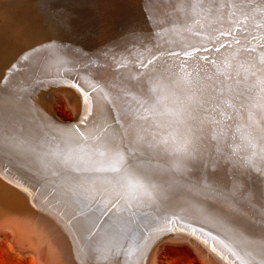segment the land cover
<instances>
[{
	"label": "bare ground",
	"instance_id": "bare-ground-1",
	"mask_svg": "<svg viewBox=\"0 0 264 264\" xmlns=\"http://www.w3.org/2000/svg\"><path fill=\"white\" fill-rule=\"evenodd\" d=\"M44 4L42 6L46 7L47 5ZM4 11L1 17H3L4 29L9 30L10 36L7 33L6 36L4 34L0 36V119L12 115L10 119L17 118L18 122V118L22 120V117L26 116L29 121L35 122L31 123L33 126L41 124L45 126L44 129L47 128L46 133L43 132L42 135L32 132L33 134L28 137V133H23L24 135L22 134L18 140L20 142L17 143H26L25 139L29 138L34 147L50 145L48 151L51 152L56 145V148L60 145V141L57 140L55 143L53 141L55 139L52 138L54 136H51L50 131L53 127L51 129L49 126L53 124L49 125L51 117L46 113L48 111L44 109L45 107L37 108L39 114L36 116L35 113L38 112L35 110L36 106L29 105L27 109L28 107L21 105L17 101L18 98L16 99L17 93L25 91L24 88L35 86H31L33 84L30 82L35 75L33 70L51 77L61 76L62 79H72L77 81L78 88L88 100V113L92 115L93 121L85 136L65 133L71 136L66 140L68 142L63 144L66 146L64 149L67 148L68 151L66 154L63 151L66 155L65 159L63 157L65 160L63 167L59 168L57 165L58 176L63 179L59 181L58 178H54V181L61 182L59 192L62 190L70 194L72 187H82L85 182L79 181L77 179L79 176L110 175L107 172L97 173L96 170L118 162L121 154L123 155L121 167L131 164L132 171L146 185V190H138L132 194L135 198L122 194L116 188L109 189L101 198L100 206L106 210L108 218L110 216L117 225L120 223L119 227L125 232L132 234V242L126 248H117L115 253L103 250L93 257L87 245L82 249L78 245L84 240L78 237L79 232L75 230V225L80 224L81 218L77 216L79 220L74 227L72 225L74 229L70 228L71 226L65 227L69 230L68 241L71 238L73 246L76 244L78 247L76 249L72 246L75 257L70 259L73 262L159 264L158 248L155 249L150 260L148 254L164 226L162 218L172 215V223L168 225L167 234L172 233L175 236L184 230L190 232L194 240H201L220 259H228L223 255L224 250L218 246L216 242L218 239L235 252L232 256L228 254L235 263L228 261V264H244L247 258L255 260L258 264H264V49H257L250 58H242L239 51L241 47L247 46L240 36L242 31L258 36L260 43H264V0H67L65 8L46 11L47 19L50 18V26L53 25L57 36L60 37L58 43L55 42V46H50L54 43V39L50 44L43 40L42 34L45 28H42L40 20L31 16L30 9ZM45 25L47 27V23ZM229 31L231 34L221 35L222 32ZM237 38L241 39L240 45L235 43ZM252 47L255 48L256 45L253 44ZM196 49L199 51H195ZM216 49H219V52ZM174 53L179 55H173ZM184 53H193L209 59L224 54L227 58L217 65L215 71H210L207 77L192 78L186 85L177 74ZM184 67L190 70L189 64H185ZM145 80L151 83L163 80L172 92L181 95L196 92L199 95V102L192 106L185 116L186 134L193 140L199 134V144L194 159L177 160L173 153L165 150L164 145L158 142L166 134V130L156 124L148 125L146 121L140 119L134 106L142 97L137 92L136 86L142 87V82ZM26 93L24 92L25 95ZM157 95L159 93L154 94L155 98L150 105L156 103ZM30 99L28 101H32ZM33 102L31 104L35 105ZM33 109L36 111L34 112L36 117L30 113ZM90 120L92 119L88 121ZM151 120L152 117L148 116L147 121ZM43 122L45 124H42ZM61 133L63 136L64 132ZM134 134L138 137V147L133 149V157H129L127 146L131 144ZM21 145L27 147L25 144ZM31 150L33 151L32 148ZM3 152L0 155V163H2L0 168L6 177L11 179L9 180L13 186L25 193L21 196L30 197L31 192L35 191V185L43 181V171L40 173L38 168L30 164L27 165L13 157V159L5 157L2 155ZM62 162L61 160V164ZM0 173L2 175L3 172ZM41 184L43 185V182ZM52 185L53 183L51 188ZM43 187L46 189L45 186ZM47 204L45 202V206ZM38 206H41V203L39 205L38 202ZM48 207L50 208V204L46 209ZM126 207L131 211H126ZM57 208L55 211L61 207ZM48 212L51 214L50 217L52 215L54 217L53 211ZM55 213L59 221V214ZM63 215L61 214V217ZM61 217L59 222L66 224L68 218L65 222L64 216L63 220ZM98 218L101 220L100 217ZM200 221H203V225L212 235L194 227V223L198 224ZM22 224L24 225V222ZM14 230L15 236L27 233L28 230H32L33 235L35 233V229L28 224L17 225ZM5 231L2 234L11 241L18 237ZM57 235L59 236V233ZM213 235L218 238L215 239ZM24 239L30 240L23 238V241ZM212 240H215L213 244ZM23 244L25 246V243ZM38 248L36 250L32 248L33 259L37 264H71L58 247L57 249ZM85 250L90 257L86 256ZM202 261L206 264L203 258Z\"/></svg>",
	"mask_w": 264,
	"mask_h": 264
},
{
	"label": "rangeland",
	"instance_id": "rangeland-1",
	"mask_svg": "<svg viewBox=\"0 0 264 264\" xmlns=\"http://www.w3.org/2000/svg\"><path fill=\"white\" fill-rule=\"evenodd\" d=\"M49 0H45V1H43V0H41L40 2H39V0H0V36H2L3 34L5 35L6 33H7V35H9V30H7V29H4V24H3V17H1V15L5 12L4 10H6V9H23V8H26V9H30V11H31V16H33V18L34 19H36V20H40V23H41V25H43L42 26V28H45V32H43V34H42V38H43V40L44 41H46L48 44H50V43H52V40H53V44H50V46H55L56 44H55V42L56 43H58V41H59V39H60V37L59 36H57V34H56V29L53 27V25H51L50 26V22H49V20H50V18L49 19H47V13L48 12H50L49 11V9H56V10H58L59 8L60 9H63V8H65L66 7V5H67V0H50V2H48ZM66 1V2H65ZM42 2V3H41ZM63 2V3H62ZM38 3L40 4L39 6H38ZM43 3H45L44 5H47L46 7L44 6H42L43 5ZM36 4H37V6H36ZM40 7V8H39ZM39 8V9H38ZM41 8H43V9H41ZM45 8V9H44ZM41 9V11H39ZM4 11V12H3ZM46 11H48L47 13H46ZM40 12H42V13H40ZM41 16V17H40ZM45 23H47V27H45L46 25H45ZM49 25V26H48ZM57 25V24H56ZM56 25H55V27H56ZM3 30V31H2ZM3 32V33H2ZM6 36V35H5ZM10 36V35H9ZM1 38V37H0ZM9 43H11V42H9ZM12 44V43H11ZM33 74H35L34 75V77L31 79V83L33 84V85H31V86H34V87H30L29 85V87H26V88H24L25 89V91L23 90V91H21L20 93L22 94V95H20V93H17V95H16V99H17V101L21 104V105H24L27 109H29V105H31L32 107H34V106H36V108H35V110L36 111H38L39 109H37V108H44L45 110H47L48 112H46V113H49L50 114V117H51V120L49 119V125H51V124H53V125H51V126H49L51 129H52V127H53V131L51 130L50 132H51V136L53 135L54 137H52L53 139H55V140H53V141H55V143H56V141L58 140V141H60V145H59V147H57L56 148V146H55V149H53L54 151H48V149H50L49 147H51L50 145L48 146V145H46V144H44V146H41L42 147V149H41V147H39L38 148V146H32L31 144H32V141L29 139V138H27L28 139V143H27V139H25V142L26 143H17V142H20V141H18L19 139H20V136L24 133H28V137H30V134H33L32 132H36V133H38V134H44V133H46L45 131L47 130V128H43V127H45V126H42L41 124H35V126H33L32 124L33 123H35V122H33V121H29V119H27L26 118V116L25 117H22V120H20L19 118H18V122H17V118H15V117H13V118H15V120L13 119V120H11L10 118H12L11 116L12 115H10L9 117L8 116H6V118L5 119H7V121L5 120V119H0V134H1V140H0V155H1V153L3 152V154L2 155H4L5 157H9L10 159H18V160H21V161H23L25 164H30L31 166H34V168H38V171H40V173H42L41 171H43V175H45V177H43V175H42V182H43V185L40 183L39 185H35V187H34V189H35V191H32L31 193H32V197L30 196V197H27V196H21V195H23V194H25V193H22L23 191L21 190V189H18V188H16V187H14L13 185H12V183L10 182V178L9 177H6V175L4 174V171L0 168V172H3L2 173V175H0V202H2V203H0V216H2V218H0V264H37L36 263V261L33 259V253H34V250H36V248H42L45 244L47 245V242H48V240H52L53 242H55V238H57V247H58V249L60 250V251H62V253L64 254V257L71 263V264H77V261L76 262H73V260L72 259H70V258H74L75 257V255L73 254V247L75 246V248L77 249L78 247L76 246V244H74V246L73 245H69V244H67L68 243V236L69 235H67V234H65L64 233V231H63V229H65V227L66 226H68V227H70V228H73L74 227V225L76 224V223H78L77 221L79 220L78 219V217L77 216H79V218H81L80 220L82 221H79V225L78 224H76L75 226V230H77V232H79V233H77V235H78V237L81 239L83 236H81V235H83L82 234V232L81 231H79V229H80V225L83 223V218L81 217V215H80V212H81V206H78V205H76V204H73V203H70V200H69V193H65V192H63L62 190H60V192H59V189H60V186H61V182H59L60 180H61V176H60V178H59V176H58V170H59V168H62L63 167V165H64V159H65V157H66V152L68 151V150H66V149H64L66 146H64L65 145V142L67 143L68 141H66L68 138H70L71 136H69V135H67V134H70L71 133V135H82V136H85L86 135V132H87V130L89 129V126H91V124H92V121H93V118H92V115L90 116V114L88 113V100L86 99V97L84 96V94H82V92L80 91V88H78L79 86H77V81H74V80H72V79H62L61 78V76L60 77H51V76H48V74H44V73H41V72H39V71H37V70H33ZM42 74V75H41ZM44 74V75H43ZM38 77V78H37ZM47 79H46V78ZM44 78V79H43ZM43 80V82H42V80ZM51 79V80H50ZM59 79V80H58ZM37 80V81H36ZM56 80H58V82L56 81ZM60 80H62V81H60ZM65 80H67L66 82H65ZM33 81V82H32ZM39 81V82H38ZM46 81V82H45ZM51 81H52V83H51ZM60 81V82H59ZM74 82V84H73V82ZM50 82V83H49ZM55 82H57V83H55ZM63 84H62V83ZM68 82V83H67ZM71 82V83H70ZM38 83V84H37ZM61 83V84H60ZM65 83V84H64ZM67 83V84H66ZM42 84V85H41ZM59 84V85H58ZM76 84V87L74 86ZM41 85V86H40ZM72 85V86H71ZM40 86V87H39ZM46 86V87H45ZM57 86V87H56ZM35 87H37V88H35ZM73 87V88H72ZM32 90H31V89ZM37 89V90H34V89ZM44 88V89H43ZM41 89V90H40ZM43 89V90H42ZM27 90V91H26ZM45 90V91H44ZM35 91L37 92V93H35ZM44 91V92H43ZM23 92V93H22ZM24 92L26 93V95L24 94ZM42 92V93H41ZM54 92V93H53ZM79 92V93H78ZM35 93V94H34ZM33 94V95H32ZM45 94V95H44ZM79 94V95H78ZM20 97H19V96ZM27 95H29V96H27ZM31 95V96H30ZM53 95V96H52ZM32 96H33V98H32ZM39 96H41V97H39ZM53 98H52V97ZM77 96V97H76ZM26 97V98H25ZM44 99H43V98ZM84 97V98H83ZM29 98H31L30 100H32V101H28L29 100ZM51 99V100H50ZM19 100H21V101H19ZM23 100V101H22ZM43 100V101H42ZM45 100V101H44ZM87 100V101H86ZM35 102V105H32L31 104V102ZM47 101H50V102H47ZM23 102V103H22ZM34 102H33V104H34ZM37 102V103H36ZM42 102V103H41ZM50 104V105H49ZM39 106V107H38ZM79 107V108H78ZM76 108V109H75ZM34 109L32 110V111H30V113L34 116V117H36L38 114H39V111L38 112H36ZM51 110H52V112H51ZM33 112V113H32ZM34 112H36L35 114H36V116H35V114H34ZM51 112V113H50ZM85 114H84V113ZM7 113V112H6ZM87 113V114H86ZM55 115V116H54ZM88 115H89V117H88ZM4 115H3V117H5ZM40 116V115H39ZM52 116H54V117H52ZM88 118H86V117ZM8 117V118H7ZM57 117V118H56ZM25 118V119H24ZM10 119V120H9ZM56 119H59V120H57L56 121ZM83 119V120H82ZM85 119H87V120H85ZM89 119H92V120H90V121H88ZM5 120V121H4ZM24 120V121H23ZM26 120V121H25ZM52 120L54 121V122H52ZM13 121V122H12ZM17 123H16V122ZM43 121H45V119H43ZM61 121V122H60ZM72 123V124H70V122ZM81 122V123H79V122ZM12 124H11V123ZM25 122H27V124L25 123ZM28 122H29V125H31V126H33V128H34V130H33V128H31L29 125H28ZM33 122V123H32ZM66 122V123H65ZM88 122V123H87ZM90 122V123H89ZM14 123H16V124H14ZM32 123V124H31ZM51 123V124H50ZM60 123V124H59ZM65 123V124H64ZM76 123V124H75ZM84 123H86V124H84ZM2 124H4V125H2ZM8 124V125H7ZM18 124V125H17ZM42 124H45V122H43ZM48 124V123H47ZM67 124H68V126H67ZM6 125V126H5ZM21 127H20V126ZM23 125V126H22ZM62 125V126H61ZM64 125H66V126H64ZM15 126V127H14ZM19 126V127H18ZM26 126V127H25ZM40 126V127H39ZM57 126V127H56ZM71 126V127H70ZM74 126V127H73ZM1 127H2V129H1ZM4 127H6L5 129H4ZM11 127V128H10ZM19 128V129H17V128ZM29 129H28V128ZM39 127V128H38ZM61 127H63V128H61ZM66 127V128H65ZM69 127V128H68ZM76 127V128H75ZM82 127H83V129H82ZM14 128V129H13ZM39 130V132L36 130ZM42 128L44 129V130H42ZM57 128H58V130H57ZM68 128V129H67ZM71 128V129H70ZM85 128V129H84ZM11 129H12V132H11ZM23 129H25V130H23ZM28 129V131H26ZM30 129L32 130V131H30ZM63 129V130H62ZM1 130H3V131H1ZM20 130V131H19ZM40 130H42V131H40ZM75 130V131H74ZM8 131H10V132H8ZM14 131V132H13ZM18 131V132H17ZM49 131V130H48ZM59 131V132H58ZM5 132V133H4ZM19 132H22L21 134H19ZM29 132H31V133H29ZM42 132V133H41ZM44 132V133H43ZM54 132H56V133H53ZM58 132V133H57ZM61 132H64V135L62 136V134L63 133H61ZM70 132V133H69ZM74 134H73V133ZM4 133V134H3ZM12 133H15V134H12ZM65 133H67L66 135H65ZM12 134V135H11ZM16 134H19V135H16ZM23 134V135H24ZM58 134H60V135H58ZM60 136H61V138H60ZM81 136V137H82ZM4 137H5V139H4ZM7 137H8V139H7ZM64 137V138H63ZM15 139V140H14ZM59 139H62V140H59ZM65 139V140H64ZM2 140H4V142H2ZM17 140V141H16ZM29 140H30V144H29ZM8 141V142H7ZM62 141V142H61ZM10 145H9V144ZM15 143V144H14ZM6 144V145H5ZM16 144H18V146L16 145ZM21 144H25L27 147H29L30 149H27V147H25L24 145H21ZM64 144V145H63ZM3 145H5V146H3ZM12 145H14L15 147H13ZM29 145V146H28ZM3 146V147H2ZM8 146V147H7ZM10 146V147H9ZM20 146H24V147H20ZM17 147V148H16ZM45 149H44V148ZM63 147V149H61ZM22 148H24L23 150H22ZM26 148V149H25ZM31 148L33 149V151L31 150ZM37 148V149H36ZM17 149V150H16ZM20 149V151H18ZM36 149V150H35ZM57 149V150H56ZM26 150V151H25ZM28 150V151H27ZM41 150V151H40ZM44 150V151H43ZM45 150H47V151H45ZM66 150V151H65ZM12 151H14V152H12ZM38 151V152H37ZM43 151V152H42ZM65 152V154H64V152ZM24 152V153H23ZM32 152V153H31ZM33 152H35L34 154H33ZM38 154H37V153ZM48 152V153H47ZM53 152H56V153H53ZM62 152H63V154H62ZM9 153V154H8ZM16 153H17V155H16ZM19 153V154H18ZM29 154V155H28ZM33 156H32V155ZM44 154V155H43ZM47 154V155H46ZM51 154V155H50ZM52 154H54V155H52ZM21 155V156H20ZM27 155V156H26ZM36 157H35V156ZM39 155V156H38ZM49 155V156H48ZM64 155V156H63ZM45 156H48V157H45ZM59 156H60V158H59ZM13 157V158H12ZM18 157V158H17ZM28 158V160H26L27 158ZM34 157V158H33ZM52 157V158H51ZM63 157H64V159H63ZM23 158H25L24 160H22ZM36 158V159H35ZM44 160H43V159ZM46 158V159H45ZM34 161H33V160ZM55 159H57V160H55ZM38 160H40V161H38ZM48 160V161H47ZM61 160L63 161L62 162V164H61ZM44 161L46 162V163H44ZM60 161V162H59ZM22 162V163H23ZM26 162H29V163H26ZM37 164H36V163ZM51 162V163H50ZM32 163V164H31ZM41 163H43V164H41ZM53 163V164H52ZM56 164V165H55ZM2 165V163H0V166ZM36 165V166H35ZM57 165H59L58 167H57ZM62 166V167H61ZM48 170V171H47ZM47 172H48V174H47ZM51 173V174H50ZM1 174V173H0ZM4 174V175H3ZM40 175V176H41ZM4 176V177H3ZM49 177V178H48ZM50 177L51 178H53L52 180L50 179ZM43 178H45V179H43ZM54 178L55 179H59V181L57 182V180L56 181H54ZM10 179V180H9ZM45 181V182H44ZM55 182H57V183H55ZM53 183V185H52V188H51V184ZM46 184H48V185H46ZM43 186H45V188L46 189H44V187ZM50 186V187H49ZM38 188V189H37ZM42 188H43V190H42ZM51 188V189H50ZM37 190V191H36ZM38 190H41L40 192H38ZM44 190H45V192H44ZM2 191V192H1ZM47 191V192H46ZM35 192V193H34ZM37 192V193H36ZM49 192V193H48ZM57 192V193H56ZM40 193V194H39ZM48 195V197H47V195ZM53 193L55 194V195H53ZM58 193H59V196H58ZM34 194V195H33ZM37 194H39V195H41L42 197H40L39 195H37ZM52 194V195H51ZM62 194V195H61ZM36 195V196H35ZM56 196V197H55ZM61 197V199L59 198L58 199V197ZM35 197L37 198V199H35ZM48 199H47V198ZM50 197H51V199H50ZM52 197H53V199H52ZM2 198V199H1ZM34 198V199H33ZM44 198V199H43ZM64 198V199H63ZM66 198H68V199H66ZM6 199V200H5ZM39 199V200H38ZM51 201H50V200ZM55 199V200H54ZM46 200H48V201H46ZM63 200H65V201H63ZM33 201V202H32ZM41 201V202H40ZM46 202V204H47V206L50 204V208H49V210L50 211H53L52 212V214H54V217H53V215L50 217V215L51 214H49V210L47 211V209H46V207L47 206H45V202ZM50 201V202H49ZM55 201V202H54ZM62 201H63V203H62ZM38 202H39V205H40V203H41V206L43 207H41V206H38ZM44 202V203H43ZM54 202V203H53ZM69 203V204H67V203ZM20 203H21V205H20ZM56 203V204H55ZM60 205H59V204ZM66 203V204H65ZM37 204V205H36ZM57 205V206H60V207H58V208H60V209H58L57 208V206L55 207V205ZM72 204V205H71ZM29 205V206H28ZM36 205V206H35ZM54 207V208H52V206ZM22 207V208H21ZM38 207H39V209H38ZM41 207V208H40ZM68 207V208H67ZM71 207V208H70ZM8 208H10V209H8ZM12 208V209H11ZM55 208H57L56 210L57 211H55ZM67 208V209H66ZM73 208V209H72ZM80 208V209H79ZM41 209V210H40ZM8 210L10 211V212H8ZM28 210V211H27ZM60 210V211H59ZM63 210V211H62ZM68 210H70V211H68ZM6 211V212H5ZM19 211H20V213H19ZM42 211H43V213H42ZM58 211H59V213H58ZM61 211H62V213H61ZM74 211H76V212H74ZM85 212H87V209H85L84 210ZM12 212V213H11ZM47 212H48V214H47ZM55 212H57V214H59V221H60V217H61V214L64 216V221L66 222V220H67V218H68V220H67V222H66V224L65 223H62L61 224V222H59L58 220H57V218L55 217V216H58V215H56V213ZM93 212H95V209H93ZM93 212H88L87 214L88 215H90V213H93ZM2 213V214H1ZM7 213V214H6ZM69 213H70V216H69ZM4 214V215H3ZM9 214V215H8ZM78 214V215H77ZM11 215V216H10ZM47 215H49L48 217H47ZM71 215H72V217L73 218H77L76 220H74L72 217H71ZM92 215V214H91ZM98 215V214H97ZM107 217H105V216ZM103 216H98V217H100L101 218V220L99 219V221H98V223H99V226H103V224L105 225V221H106V219H108L109 220V218H110V216H109V218H108V214H106V212H105V214H104ZM43 216V217H42ZM63 216L61 217L62 219L61 220H63ZM102 217H103V219H102ZM105 217V218H104ZM7 218H8V220H7ZM12 218V219H11ZM24 218H26V220L24 219ZM32 218V219H31ZM47 218H50V219H47ZM66 218V219H65ZM94 218V217H93ZM4 219H5V221H4ZM10 219V220H9ZM21 219V220H20ZM46 219V220H45ZM51 219H52V221H51ZM53 219H54V221H53ZM71 219V220H70ZM74 220V223H73V220ZM94 219H97V217L95 216V218ZM14 220V221H13ZM31 220V221H30ZM57 220V221H56ZM107 220V221H108ZM8 221V222H7ZM11 221H12V223H11ZM49 221V222H48ZM69 221H72V222H69ZM100 221H101V223H100ZM102 221H103V223H102ZM111 221L112 222H114L115 223V221L114 220H112L111 219ZM11 223V224H8V223ZM16 224H15V223ZM18 222H20L21 223V225L22 226H26L27 224H28V226H31V227H33L35 230V233H34V235H33V232H32V230H28L27 231V233L25 234V233H23L22 235H16V236H18V237H16L15 236V234H16V232H15V228L17 227V225L18 226H21V225H19L20 223H18ZM24 222V225L22 224ZM29 222H30V224H29ZM34 222V223H33ZM36 222V223H35ZM51 222V223H50ZM56 224H55V223ZM70 224H69V223ZM2 223H5V225L4 224H2ZM14 223V224H13ZM71 223H73V224H71ZM35 224H37V225H35ZM69 224V225H68ZM100 224H102V225H100ZM116 224V223H115ZM7 226V227H4V226ZM11 225L14 227H11ZM33 225H35V226H33ZM42 225V226H41ZM57 225H59V226H57ZM72 225H73V227H72ZM77 225H78V227H77ZM117 225V224H116ZM56 226V227H55ZM63 228H62V227ZM118 227L120 226V223H118V225H117ZM6 228V229H4V228ZM9 227V228H8ZM40 227V228H39ZM60 228L59 230L58 229H56V228ZM3 228V229H2ZM55 228V229H54ZM74 229V228H73ZM72 229V230H73ZM98 229H99V227H98ZM98 229H96V230H98ZM5 230H7L9 233H11L13 236H15L16 238V242H14L13 243V241L15 240H13V241H11V240H9V239H7V237L6 236H4L2 233H3V231H5ZM71 230V231H72ZM7 231H5V232H7ZM53 231V232H52ZM63 231V232H62ZM31 232V233H30ZM49 232V233H48ZM57 232V233H56ZM80 232H81V235H79L80 234ZM52 233V234H51ZM59 233V236L57 235ZM62 233H64V234H62ZM36 234H37V236H36ZM56 234V235H55ZM23 235H24V237H23ZM25 235H26V237H25ZM39 235H40V237H39ZM62 235V236H61ZM29 238L30 240L28 241L27 239V241H25V239H24V241H23V238ZM35 236V237H34ZM81 236V237H80ZM34 237V238H33ZM38 239H37V238ZM42 237V238H41ZM61 237V238H60ZM63 237V238H62ZM65 237V238H64ZM66 237H68V238H66ZM18 239H19V241H18ZM71 239V238H70ZM69 239V241H71ZM177 238H173V240L172 239H170V238H168V237H166V238H163L162 240H161V242L158 244V246H157V252H158V254H157V258H159V260L156 258V261L158 260V262H159V264H204L203 263V261H202V258L200 257V256H198V254H197V252L195 251V249L192 247V245L190 244V243H188V242H186V240L185 239H181L180 238V240L178 241V240H176ZM31 240H33L32 241V243L30 244V242H31ZM44 240H45V243H44ZM47 240V241H46ZM63 240V241H62ZM65 240H67V241H65ZM73 240H74V238H73ZM72 240V241H73ZM82 240V239H81ZM11 241V242H10ZM21 241V242H20ZM83 242L81 243V244H78V245H80V249H82V247H85L84 245H87V242L85 241V240H82ZM170 241V242H169ZM20 242V243H19ZM62 242H64V243H62ZM23 243H25V246H24V244ZM72 243V242H71ZM162 243V244H161ZM39 244V245H38ZM42 244H44L43 246H42ZM161 244V245H160ZM19 245V246H18ZM21 245H22V247H21ZM29 247H28V246ZM38 245V246H37ZM62 245H64V246H62ZM69 245V246H68ZM160 245V246H159ZM163 245V247H161ZM24 246V247H23ZM62 246V247H61ZM73 246V247H72ZM31 247V248H30ZM64 247H65V249H64ZM159 247H160V249L162 248V250H160L159 249ZM31 250H30V249ZM34 250H33V249ZM38 248V249H39ZM61 248V249H60ZM67 248V249H66ZM20 249V250H19ZM22 249V250H21ZM27 250V251H24V250ZM63 249H64V251H63ZM20 251H22V252H20ZM33 251V252H32ZM76 252V251H75ZM85 252H86V256H88V257H90V255L89 254H87V251L85 250ZM70 253V254H69ZM68 254V255H67ZM69 256V257H68ZM75 260H76V258H75Z\"/></svg>",
	"mask_w": 264,
	"mask_h": 264
},
{
	"label": "snow or ice",
	"instance_id": "snow-or-ice-1",
	"mask_svg": "<svg viewBox=\"0 0 264 264\" xmlns=\"http://www.w3.org/2000/svg\"><path fill=\"white\" fill-rule=\"evenodd\" d=\"M225 34H231V31L228 33H221V35ZM240 36L242 37L244 44L247 45L246 47H241L239 49L242 58H250L257 52V49H264V43H260L258 36L250 33L246 34L243 31L240 33ZM235 43L240 45L241 39L237 38ZM253 44L256 45L255 48L252 47ZM195 51H199V49H196ZM216 51L219 52V49H216ZM173 55L179 54L174 53ZM226 58L227 57L224 54L209 59L194 55L193 53H184V59L181 62L180 67L177 69V74L188 80L192 78L198 79L200 76L207 77L209 72L215 71L217 65L221 64ZM185 64H189L190 70L185 69ZM151 84V81L145 80L142 82V87L136 86V90L142 99H139L137 105L134 106L140 119L146 121L148 125L156 124L153 119L147 121V117L149 116V106L155 98L150 87ZM137 140L138 137L134 134L131 144L127 146L129 157H133V149L138 147ZM193 141L194 143L190 152L195 153L197 151V145L199 144V134H197ZM158 142L164 145L165 150L172 153L173 149L169 143L167 133ZM175 158L177 160L182 159L176 155ZM122 161L123 155L121 154L118 162L107 168L96 170L97 173L107 172L110 173V175H86L77 177L79 181L85 182L84 185L82 187H72L70 190L68 197L70 202L81 206L80 215L83 218V223L80 225L79 231L83 233L82 238L87 242L88 251L93 257L98 253H101L103 250L115 253L117 248H126L133 239L130 232H125L121 227H118L111 221V218H109L108 221H105L104 226L98 225V216H103L106 211L100 206L101 198L107 194L109 189L116 188L122 194H128L131 198H135L132 194L136 191L146 190V185L142 183L141 178L132 171V165L130 164L129 166L122 168ZM97 193H99V195H97ZM85 209H87V212L84 211ZM93 209H95V212H93L92 215H88L87 213L92 212ZM126 211H131V209L126 207ZM94 216H97V219H94ZM162 219L164 221V226L161 228L160 236L157 237V239L162 238L163 235L167 234L168 225L172 223V215H167ZM178 219L180 218L178 217ZM98 227L99 230L97 231L96 229Z\"/></svg>",
	"mask_w": 264,
	"mask_h": 264
},
{
	"label": "clouds",
	"instance_id": "clouds-1",
	"mask_svg": "<svg viewBox=\"0 0 264 264\" xmlns=\"http://www.w3.org/2000/svg\"><path fill=\"white\" fill-rule=\"evenodd\" d=\"M180 80L186 85L190 83L182 76ZM150 87L154 94L159 95L156 103L149 106V116L158 127L166 130L174 155L181 157L182 161L194 159V153L190 152L194 141L185 132L187 128L185 116L191 107L199 102V95L196 92H187L183 95L172 92L163 80H157Z\"/></svg>",
	"mask_w": 264,
	"mask_h": 264
},
{
	"label": "water",
	"instance_id": "water-1",
	"mask_svg": "<svg viewBox=\"0 0 264 264\" xmlns=\"http://www.w3.org/2000/svg\"><path fill=\"white\" fill-rule=\"evenodd\" d=\"M194 227L195 228H200V230H202L203 231V233L205 232L206 234H208V233H210L211 234V231H209V229L207 228V227H205L204 225H203V221H200L198 224L197 223H194ZM64 232H65V234L67 233V235H69V230L68 229H64ZM208 232V233H207ZM62 234H64V233H62ZM191 233L190 232H186L185 230L183 231V232H180V234H178V235H172V233H169V234H166V235H163L162 236V238H159V239H156L155 240V242L153 243V245H152V247L150 248V251H149V256H148V259L150 260V257L152 256V254L155 252V249L157 248V246H158V244L161 242V240L163 239V238H166V237H168V238H177V239H185L188 243H190L191 245H192V247L195 249V251L197 252V254H198V256H200L201 258H203L204 260H205V263L206 264H226L228 261H231L232 263H235V262H233V261H235L232 257H230V256H232L233 254H235V252L233 251V249H228L222 242H220V240H218L217 238L218 237H216V236H214L213 235V237L215 238V239H217L216 240V242H218L217 244H218V246L221 248V250H224L223 252H224V254L223 255H225L228 259H224V260H222V259H220L219 258V256H217V255H215L214 254V252H213V250H210V249H208V247L207 246H205L202 242H201V240H199V239H197V241L196 240H194L193 238V236L192 235H190ZM195 234H197V233H195ZM212 235V234H211ZM62 236V235H61ZM200 236L201 237H203V238H205V236L204 235H202V234H200ZM42 238V237H41ZM66 238H68V237H66ZM206 239V238H205ZM47 241V240H46ZM57 238H55V242H53L52 240L50 241V240H48V242H47V245L45 244H42V246L43 247H46L47 249L49 248V247H53V248H56L57 249ZM65 241H67V240H65ZM215 241V240H214ZM213 240L211 241L212 242V244H213V242H214ZM44 243H45V241H44ZM68 244L70 245H73L72 243H71V241H68ZM223 244V245H222ZM70 245V246H71ZM62 252V251H61ZM228 254L230 255V256H228ZM241 259H242V257H241ZM248 260L247 261H245V263L244 264H258V262H256L255 260H252V259H249V258H247ZM236 260H239V258H236ZM150 264H151V262H150ZM228 264V263H227ZM242 264V263H241Z\"/></svg>",
	"mask_w": 264,
	"mask_h": 264
}]
</instances>
